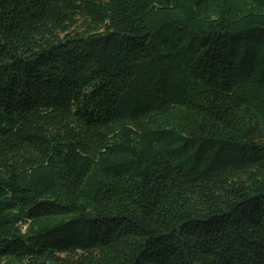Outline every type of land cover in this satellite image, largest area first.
Here are the masks:
<instances>
[{
	"label": "trees",
	"instance_id": "obj_1",
	"mask_svg": "<svg viewBox=\"0 0 264 264\" xmlns=\"http://www.w3.org/2000/svg\"><path fill=\"white\" fill-rule=\"evenodd\" d=\"M0 264H264V0H0Z\"/></svg>",
	"mask_w": 264,
	"mask_h": 264
}]
</instances>
